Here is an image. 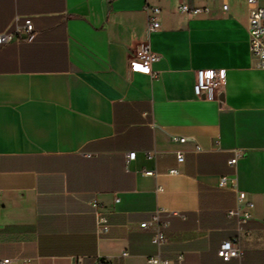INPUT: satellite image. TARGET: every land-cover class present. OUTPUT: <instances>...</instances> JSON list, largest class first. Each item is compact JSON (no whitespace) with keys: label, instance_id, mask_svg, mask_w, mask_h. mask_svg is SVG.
Here are the masks:
<instances>
[{"label":"crops","instance_id":"crops-1","mask_svg":"<svg viewBox=\"0 0 264 264\" xmlns=\"http://www.w3.org/2000/svg\"><path fill=\"white\" fill-rule=\"evenodd\" d=\"M180 2L209 12L182 13ZM226 3L223 13L221 0H0V32L25 18L35 29L33 41L0 47V259L147 264L157 250L140 224L160 210L170 264L178 254L180 264H264V70L252 67L245 2ZM146 6L160 9L156 31ZM140 43L158 57L155 77L128 70ZM219 69L217 97H196L195 72ZM231 184L252 219L242 257L223 261Z\"/></svg>","mask_w":264,"mask_h":264},{"label":"built area","instance_id":"built-area-1","mask_svg":"<svg viewBox=\"0 0 264 264\" xmlns=\"http://www.w3.org/2000/svg\"><path fill=\"white\" fill-rule=\"evenodd\" d=\"M215 1V0H211ZM247 6V25L246 31L248 35L249 53L252 60V67L259 70H264V0H243ZM220 9L223 13L228 10L226 0H221ZM146 10L150 13L148 31L153 32L160 28L157 20V15L160 9L155 6H146ZM178 10L182 13L197 15L200 13H208V6H189L186 3L180 2ZM17 19L12 22V29L8 28L0 32V47L9 45L11 43H18L20 41L31 42L35 38V29L30 18H25L23 23L17 24ZM24 35L25 38L20 36ZM157 55L151 51L148 44L140 43L137 48V55L128 61V70L132 73H141L150 77H155L156 73L152 70V65L157 61ZM224 71L219 70H197L195 72V82L193 85V92L196 97H203L204 99H214L221 91L224 85ZM181 144L186 142L184 137L173 138ZM243 156L242 150H235L232 158L229 159L228 165L235 168L237 160ZM153 154L146 153V158L151 159ZM135 153L131 152L126 155L127 161L134 160ZM176 160L178 163L183 162V152H176ZM176 173V170L169 171V174ZM143 175L154 176L152 171H143ZM226 177H220L218 188L226 187ZM236 193L237 205L233 209L226 212V217L233 220L235 223V236L223 241L217 250V256L223 261L230 259H240L243 255L240 247V239L247 234L245 225L252 219L251 209L253 204L245 201V193L238 191L235 184H231ZM157 192L160 191L158 188ZM94 209L95 227L97 232H105L108 228V220L106 213L100 209V205L96 201L91 202ZM162 211L156 210L149 221L140 224L141 229L151 230V243L155 246L157 254L146 259L147 264H170V261L160 256L161 247L167 242L166 229L168 227L167 221L160 219ZM126 253H122L120 257H125ZM16 259H0V264H12ZM176 264L183 261V255L178 254L175 258ZM73 264H82V259L74 258ZM92 264H120L118 261L109 259H99Z\"/></svg>","mask_w":264,"mask_h":264}]
</instances>
